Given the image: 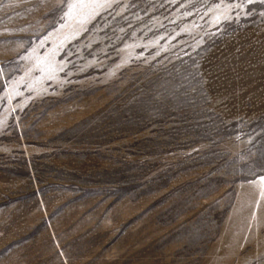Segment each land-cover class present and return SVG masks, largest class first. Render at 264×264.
Instances as JSON below:
<instances>
[{
	"label": "rangeland",
	"instance_id": "374dc122",
	"mask_svg": "<svg viewBox=\"0 0 264 264\" xmlns=\"http://www.w3.org/2000/svg\"><path fill=\"white\" fill-rule=\"evenodd\" d=\"M0 264H264V0H0Z\"/></svg>",
	"mask_w": 264,
	"mask_h": 264
}]
</instances>
